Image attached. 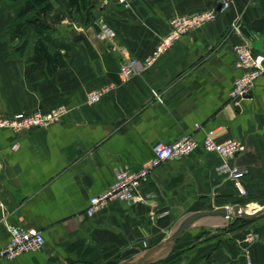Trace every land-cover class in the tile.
Segmentation results:
<instances>
[{
	"label": "crops",
	"instance_id": "1",
	"mask_svg": "<svg viewBox=\"0 0 264 264\" xmlns=\"http://www.w3.org/2000/svg\"><path fill=\"white\" fill-rule=\"evenodd\" d=\"M94 3V22L76 20L62 4L46 14L53 35L69 44L65 64L50 72L28 71L29 55L14 54L18 41L5 37L14 13L0 0V109L14 115L67 108L47 128H0V249L11 226L34 227L45 237L41 249L0 264H119L162 241L189 212L233 206L244 197L259 198L264 206V77L238 103L230 99L242 74L235 45L247 44L264 58V0H232L213 21L183 35L127 80L120 66L148 56L173 17L219 10L221 0ZM100 20L114 37L97 38ZM101 89L100 101L88 102L89 92ZM209 131L220 141L246 143L228 165L245 172L247 195L238 193L222 156L199 148L161 163L137 199L111 201L87 214L90 198L114 182L118 169L141 168L159 142L185 135L202 141ZM157 262L264 264V215L232 229L193 227Z\"/></svg>",
	"mask_w": 264,
	"mask_h": 264
},
{
	"label": "built area",
	"instance_id": "2",
	"mask_svg": "<svg viewBox=\"0 0 264 264\" xmlns=\"http://www.w3.org/2000/svg\"><path fill=\"white\" fill-rule=\"evenodd\" d=\"M128 6V0H119ZM232 0H221L219 10L197 11L187 14H179L171 19L170 31L162 37L154 50L145 58H130L120 66V76L127 80L134 75L142 73L154 63L166 50L171 48L183 35L200 28L205 23L213 21L219 12L227 10ZM100 29L97 38L104 40L114 37V30L103 20L99 21ZM236 53V65L242 70V74L236 78L230 92V99L238 103V98H243L252 93L259 78L264 77V58L254 55L247 44H237L234 47ZM103 90H92L88 94V102L100 101ZM67 112L62 105L48 111L36 110L31 113H16L9 115L0 109V128L8 127L16 131H24L31 128H47L61 121ZM202 148L207 152H214L222 156L226 166L230 169L231 176L238 193L247 195L243 184L245 172L238 166L229 167V161L242 154L246 150V143L237 138L217 140L212 131H209L202 141L191 135H185L173 143L159 142L154 146V157L141 168L132 170L129 168L118 169L115 172L114 182L102 193L94 195L89 200L87 214L93 216L107 207L111 201H130L138 198V192L143 183L148 180L154 169L161 163L180 159ZM11 237L9 242L0 249V261L12 260L18 255L36 251L45 243L43 233L34 227H10Z\"/></svg>",
	"mask_w": 264,
	"mask_h": 264
},
{
	"label": "trees",
	"instance_id": "3",
	"mask_svg": "<svg viewBox=\"0 0 264 264\" xmlns=\"http://www.w3.org/2000/svg\"><path fill=\"white\" fill-rule=\"evenodd\" d=\"M3 1L14 13V17L7 27L5 37L11 43L18 41L16 45H12L14 54L27 53L29 55L28 62L30 65H28V71L34 68L46 67L51 72L65 64V54L68 52L69 44L57 39L50 31L51 28L45 20L47 13L54 10L57 4H62L72 17H75L76 20H81L84 11L87 12V17L91 18L93 16L92 10L96 7L94 0ZM92 21L94 22L95 20L92 19ZM61 50H65L66 53H62ZM234 220L229 225L230 229L235 227L237 223L250 221V219L241 217H237Z\"/></svg>",
	"mask_w": 264,
	"mask_h": 264
},
{
	"label": "water",
	"instance_id": "4",
	"mask_svg": "<svg viewBox=\"0 0 264 264\" xmlns=\"http://www.w3.org/2000/svg\"><path fill=\"white\" fill-rule=\"evenodd\" d=\"M83 37V34L75 35L74 39L80 40ZM237 101H240V98H238ZM262 215H264V206L249 212L242 209L239 204L189 212L175 223L169 235L162 241L119 264H152L162 260L172 252L180 237L193 227L212 226L216 228H226L228 227L229 219L233 217L253 219Z\"/></svg>",
	"mask_w": 264,
	"mask_h": 264
},
{
	"label": "rangeland",
	"instance_id": "5",
	"mask_svg": "<svg viewBox=\"0 0 264 264\" xmlns=\"http://www.w3.org/2000/svg\"><path fill=\"white\" fill-rule=\"evenodd\" d=\"M85 13H87V12H85ZM83 15H85V14H83ZM87 18H88V21H91L92 22V19L95 20L97 18V14L96 13H93V16L91 18L87 17V14H86L85 17L83 16L82 20H85ZM261 201L262 200L259 199V198H248V197H244V198L239 199L236 202H238V204L242 207V209L247 210L249 212H252V211H255L256 209L260 208L259 205H258V203L260 204ZM233 219H235V217L229 219L228 226L230 225V223L232 221H234Z\"/></svg>",
	"mask_w": 264,
	"mask_h": 264
}]
</instances>
